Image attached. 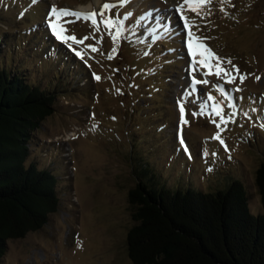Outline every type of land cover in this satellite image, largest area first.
Here are the masks:
<instances>
[{"label":"rangeland","instance_id":"1","mask_svg":"<svg viewBox=\"0 0 264 264\" xmlns=\"http://www.w3.org/2000/svg\"><path fill=\"white\" fill-rule=\"evenodd\" d=\"M93 3L0 0V35L2 42L7 39L0 61L57 91L54 113L31 134L28 161L38 160L41 167L54 159L55 168L49 165L54 173L67 176L60 177L57 211L41 229L7 241L3 264H133L127 255L126 236L134 223L128 193L138 165L147 166L156 185L168 187L190 183L212 190L237 179L251 212H262L255 172L264 163V0H211L202 19L190 10L184 13L199 25V36L210 37L203 42L219 57L231 58L246 76L242 84L239 76L227 84L213 68L210 83L197 84L191 95L192 76L203 79L210 70L190 67L187 29L176 12L182 0ZM105 3L117 5L106 16L132 14L123 39L113 42L102 23L94 29L91 18L71 14L51 19L67 29L65 35L88 39L65 43L52 35L48 13L53 6L99 13ZM87 5L90 11L77 10ZM165 25L183 35H166ZM90 44L99 51L93 53ZM220 63L232 71L226 59ZM215 84L224 85L229 100ZM208 94L216 101H207ZM182 97L187 124L180 121ZM205 101L208 109L193 116ZM217 101H223L226 114L230 103L238 106L235 123L226 130L211 122V105ZM218 131L227 149L211 139Z\"/></svg>","mask_w":264,"mask_h":264},{"label":"trees","instance_id":"2","mask_svg":"<svg viewBox=\"0 0 264 264\" xmlns=\"http://www.w3.org/2000/svg\"><path fill=\"white\" fill-rule=\"evenodd\" d=\"M6 42L0 35V56ZM43 83L0 61V264L7 241L41 229L60 203L62 175L49 166L55 168L54 159L41 167L28 161L32 132L54 113L57 91ZM138 166L128 193L133 264H264V163L255 172L261 213L251 212L237 179L212 190L190 183L168 187Z\"/></svg>","mask_w":264,"mask_h":264},{"label":"snow or ice","instance_id":"3","mask_svg":"<svg viewBox=\"0 0 264 264\" xmlns=\"http://www.w3.org/2000/svg\"><path fill=\"white\" fill-rule=\"evenodd\" d=\"M33 3H36L37 0H32ZM128 0H119V4L123 5L126 4ZM186 5V8H185ZM211 0H182V3L177 6L176 12L180 13V19L183 21V29H187V52L188 55L191 56L192 59V65L190 67L195 69V66L197 64L203 66V68H207L210 71L204 73L203 79H197L196 75L192 76L191 80V92H189V95L192 94V92L197 91L196 85L197 84H209L210 80L207 79V77L211 74V69L214 68V75L217 77H220L223 75L225 82L227 84L233 83L237 76H239L240 83L242 84L244 80L246 79L245 75H242L239 73V68L235 64L232 63L231 58H221L219 57L210 47H208L203 41L210 39V37H201L197 33L199 32L200 28L199 25L196 24L194 19H190L187 15L184 13L188 10H190L192 13H195L197 16H200L201 19L205 15V13L202 11L205 7L210 8ZM116 4L111 3H105L102 8L100 9L99 13L93 12V13H77V12H71L69 9H59L56 6H53L51 8V11L48 13L49 20L48 24L51 29L52 35L56 38L58 41H62L67 43L69 40L75 41L78 44H82L84 40H87L88 37H84L82 40H78L75 35H65V32L67 29L62 24H57L52 21L51 17L55 16L57 18L61 16H67L69 14L74 16H84L86 19L91 18L92 24L94 26V29L97 28L99 24H103L105 26V29L108 32V35L111 36V39L113 42H116L118 39H123L125 36V33H129L130 29L126 26L125 21L129 16H131V13H126L123 18H121L119 15L112 16V15H105V12H110L112 9L116 8ZM221 11H224L223 8H221ZM208 15H211V12L209 11L207 13ZM99 16L100 20L98 21L96 17ZM179 26V25H178ZM165 34H180L183 35V30L180 33H173L172 28L169 25H165ZM134 35V33H132ZM102 39V37H101ZM69 48H72L75 52V55L78 57H81L83 59V54L80 51H77L75 48H73V45L71 43L68 44ZM88 47L91 49V51L97 52L99 49L94 45H88ZM113 52L117 51L115 47L112 49ZM170 51H175L174 49H170ZM144 55H148V53H144ZM109 59H112V55L108 56ZM226 59L227 63L231 66L232 71H230L228 68H225L220 63L221 60ZM96 79H100L99 76H96ZM256 79H260V77H256ZM214 89H217L222 96L226 100L230 99L229 94L225 91L224 85L221 84H215L212 86ZM241 89L237 86L235 88V91H240ZM117 91H120L117 89ZM242 99V97H241ZM184 98L182 97L181 101H178L179 110H180V121L184 124L188 123V120L186 119L185 115V107L183 103ZM207 101H216V97L208 94ZM207 101L200 103L199 105V111L194 110L192 112L193 116H199L204 114V112L208 109ZM229 107L232 109V111L228 112L227 114L224 112L223 107V101H217L212 103L210 112L213 114V119L211 122L216 125L217 129H221L223 126V130H226V126L229 123H235L236 117L239 114L238 112V106L235 104H229ZM255 111L256 109H252ZM244 116H248V112L243 113ZM215 118H219L218 120ZM113 119H115L113 117ZM262 128H264V122L260 124ZM211 139L219 140L220 144L224 145L227 149V145L225 144L224 139L221 137L220 132L218 131ZM183 143V140L181 141ZM207 151H205V155H207ZM217 153L213 152L212 155H216ZM211 169H209L210 171Z\"/></svg>","mask_w":264,"mask_h":264},{"label":"bare ground","instance_id":"4","mask_svg":"<svg viewBox=\"0 0 264 264\" xmlns=\"http://www.w3.org/2000/svg\"><path fill=\"white\" fill-rule=\"evenodd\" d=\"M101 0H94L93 5H98ZM91 3V2H90ZM88 4V3H87ZM86 5V4H85ZM92 9V5H87L84 7H80L78 10L81 12H88Z\"/></svg>","mask_w":264,"mask_h":264}]
</instances>
